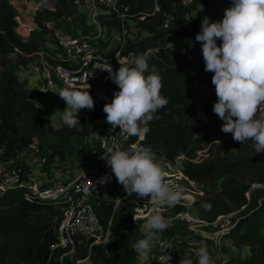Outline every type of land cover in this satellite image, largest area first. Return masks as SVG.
Instances as JSON below:
<instances>
[{
    "label": "trees",
    "instance_id": "1",
    "mask_svg": "<svg viewBox=\"0 0 264 264\" xmlns=\"http://www.w3.org/2000/svg\"><path fill=\"white\" fill-rule=\"evenodd\" d=\"M218 2L117 0L120 12L104 7L98 12L97 21L101 27L118 33L124 27L130 32L138 29L136 39L127 41L125 56L156 51L148 53L147 62L150 68L155 65L162 76L161 93L169 103L158 110L157 115L162 118L150 123V131L140 146H150L157 157L163 156L172 164L179 161L178 167L197 182L204 194L195 203L197 218L213 223L221 216L233 214L234 225L225 235L240 254L227 264H264V160L256 153L252 140L242 144L234 141L231 133L221 131L222 121L213 112L217 102L211 83L213 73L204 71L201 44L195 40L201 29L197 13L202 12L198 16L203 17ZM77 6L75 0H50L39 3L34 15L24 18L17 14V0H0V151L8 158L30 149L36 137L42 140L40 147L46 146V123L54 111L41 106L20 70L29 67L31 56L36 54L52 66L76 69L78 65L58 58L60 51L49 37L47 25L55 23L60 28L58 21H77L71 15V9ZM123 8L129 9L125 18L121 14ZM168 16L171 22L165 29ZM180 35L188 39L194 55L180 56L167 48L168 40ZM220 43L218 40V46ZM114 54L115 50L107 49L103 57L113 62ZM116 91L119 89L115 84L112 92ZM105 129L106 125L103 133ZM89 134L85 125H63L52 143L50 158L77 154L68 142L77 135ZM138 141L132 136L129 142ZM16 167L27 179V167ZM25 193V188L17 186L0 195V264H51V248L56 243L62 212L48 200H27ZM141 238L140 230L127 229L113 242H101L89 250L77 241L63 264H153L151 257L141 259L134 251L133 245ZM245 249L249 254L244 258L241 255Z\"/></svg>",
    "mask_w": 264,
    "mask_h": 264
},
{
    "label": "clouds",
    "instance_id": "2",
    "mask_svg": "<svg viewBox=\"0 0 264 264\" xmlns=\"http://www.w3.org/2000/svg\"><path fill=\"white\" fill-rule=\"evenodd\" d=\"M195 40L201 44L204 71L213 73L211 83L217 97L213 112L222 121L221 131L231 133L234 141L242 144L252 140L256 153L264 152V116L257 118L258 110L264 109V0H231L222 20L211 22L207 16L202 19ZM147 59V53L117 58L118 70H113L109 63L96 67L108 72V79L119 89L112 102L104 105L107 124L140 141L150 131V123L162 118L157 115L158 110L169 103L161 93L162 76L155 65L149 67ZM89 88L88 84L87 91L70 87L58 93L66 103L61 111L65 126L82 127L80 111L94 110ZM111 139L113 146L107 148L101 159L106 160V166L129 196L135 193L137 198L150 197L153 205L146 216L143 212L133 216L136 223L144 220L139 224L142 238L133 248L146 257L159 234L171 226V220L163 213L181 202L182 189L166 179L167 172L150 146L132 144L122 150L116 138ZM110 179L102 177L99 183L106 184ZM196 256L197 264H227L222 254L213 257L206 246L200 247Z\"/></svg>",
    "mask_w": 264,
    "mask_h": 264
},
{
    "label": "built area",
    "instance_id": "3",
    "mask_svg": "<svg viewBox=\"0 0 264 264\" xmlns=\"http://www.w3.org/2000/svg\"><path fill=\"white\" fill-rule=\"evenodd\" d=\"M46 0H40L42 4ZM93 6H104L108 9L119 13L121 8L118 7L117 0H89ZM188 1V0H184ZM76 4L80 3V0H75ZM231 6V0H223L220 4L219 12L223 14L227 8ZM155 11H160L158 5L155 7ZM97 7L93 12V18L98 24ZM129 9L123 8L121 14L125 18L128 14ZM17 14L19 17L23 13L18 10ZM142 17L141 19H143ZM171 17L164 22V28H169ZM49 30V37L54 41L57 48L59 49L58 58L64 59L67 63L72 65H78L76 69H70L62 65L52 66L42 58L41 66L34 65L31 67V71L37 76L38 89L35 93L37 100L41 106L46 107V102L52 103V108L62 110L64 104L63 100L59 97L56 92L57 84L60 83L67 88L84 89L88 88L94 100V109L99 111L106 120V113L103 111L104 105L111 103L114 98L112 92L114 83L111 79H108L109 73L96 69L98 65H111L113 70H118L120 65L117 58H130L134 56L133 53L124 55V46L126 42H123L120 47L111 48L115 50L114 61L109 62L103 57L99 40L102 38L101 33L96 35H85L81 32H70L68 30L57 28L55 24L47 25ZM138 29L132 28V32L128 28H123L120 33L121 38L135 40V33ZM131 37V38H130ZM171 43V44H170ZM167 48L180 56H191L195 54L194 48L189 44L188 39L184 35L173 36L167 42ZM155 53L156 51H148V53ZM92 74V75H91ZM264 116V109H261L257 113V118ZM104 135L107 140L106 147L102 152L99 163L91 168L81 169L79 172L73 175V177L67 181L55 180L47 187H42L38 181H28L23 178L21 169L13 167L7 172L1 171L0 169V195L8 191L12 187H22L26 189L25 198L27 200L38 199L48 200L54 207L58 208L62 212V218L57 228L56 243L51 248V257L59 253L61 260L64 259L69 253H71L77 243L81 239H90L96 236L100 228V220L95 212L92 198L99 195L104 191L110 184L116 183L122 186L116 180L113 175L111 168L106 166V160L101 159L108 147L113 146V140L116 138V142L119 144L122 150L127 149L132 145L129 141L132 136H128L126 133L121 132L119 127L112 128L106 122V129ZM140 140L134 144L140 145ZM201 158L202 153L199 154ZM207 156V155H205ZM197 159V160H198ZM111 177L110 182L106 184L99 183L102 177ZM167 180L171 181L182 189L183 199L181 202L174 206L168 207L164 211L163 215L169 218L170 213H175L176 218L186 220L190 223V229L196 225L199 227L208 226H221L222 233H228L233 226L224 228L223 222L227 219H231L233 214L219 217L215 222L208 223L204 220L197 218L194 215L195 203L198 200L199 189L196 181L192 180L186 173L179 167L174 168L172 171L167 173ZM123 187V186H122ZM200 195H203L201 192ZM128 197L135 198L132 194ZM122 200H120L121 202ZM153 205L150 203V197L137 198L133 204L132 209V223L133 226L139 228V224L144 222L143 219L137 220V223L133 221V216H139L140 212H143L145 216L151 210ZM243 207L242 209H244ZM203 239H212V233L198 230ZM107 242V241H106ZM150 253L153 254V264H180V261L190 260L192 264H197L198 260L192 256L183 255L178 249L173 246L162 245L161 248L154 242L151 247ZM240 254V253H239ZM249 254L248 250L245 249L241 257H247ZM82 261H79L81 263Z\"/></svg>",
    "mask_w": 264,
    "mask_h": 264
},
{
    "label": "rangeland",
    "instance_id": "4",
    "mask_svg": "<svg viewBox=\"0 0 264 264\" xmlns=\"http://www.w3.org/2000/svg\"><path fill=\"white\" fill-rule=\"evenodd\" d=\"M20 2H17V5L19 6V9L23 15L21 17L29 16L31 13H34L36 11V7L39 4L40 0H20ZM223 0H219L217 6L215 9H213L211 12L203 15V17L198 16L202 12H198L197 19L202 22V19L207 16L210 18L211 22L220 21L223 19V14H220L218 9H220V4ZM50 0H46L42 4L49 3ZM76 9H71L72 11V17L77 18L78 20L75 22H67V21H58L56 22V25H61L60 28L67 29L68 26L71 24L74 25L75 29H80L81 33L85 35H96L97 33H101L102 38L99 40V45L101 46V51L104 53L106 49L119 47L123 42H126L123 51L127 48L128 44L127 41L129 38L126 39L121 38L120 33L110 30L106 27H101L99 23L95 21L93 18V12L95 11V7H97L98 10L104 9V6H93V4L90 3L89 0H80V3L78 4ZM71 19V18H70ZM55 24V23H54ZM131 38V37H130ZM110 46V47H109ZM43 56L40 54L32 55L31 56V62L29 67L25 68L22 67L20 70V73L26 74V72L31 73L36 78L37 76L31 71L30 67H33L34 65L41 66ZM67 87H64L62 84L58 83L56 87V92L59 93L62 89H65ZM81 91H87L88 88L84 89H78ZM90 93V91H89ZM91 95V94H90ZM48 105L46 107L52 109L54 111L53 117L46 123L47 132L44 135L45 139V147H40V143H42V140L40 137H36L34 140V145H32L34 148L32 149L33 152H31L33 159H39L41 162H43V167L45 169V172H49L51 170V167L53 165V159H51V146L52 143H54L58 139V135L60 132V129L64 125L62 123V112L66 108V103L63 100V108L62 110H57L55 108H52V103L46 102ZM79 121L81 126L85 125L86 129L91 133L86 137H81L79 135L75 136L74 138L70 139L68 142V145L72 148H74L78 153L75 155H68L64 159H60V157H56L58 160V163L65 164L63 171V176L65 177L62 181H67L68 179H71L73 177L72 169L70 168L72 165H74L78 168L81 166L89 165L93 163L94 161L97 162V158L101 156L102 152L104 151L107 140L103 133V127L106 125L105 117L96 109L94 110H88V109H82L79 113ZM37 150V151H36ZM16 155V154H14ZM261 158L264 160V152L260 153ZM158 161L165 165L166 161L164 160L163 156L157 157ZM179 163V161H178ZM72 164V165H70ZM28 171V169H26ZM26 171V173H27ZM39 180V179H38ZM116 192L123 198L122 202H118V199L116 198V202H105L103 205L105 206L104 209H101L102 211L99 213L97 209L95 208V204L93 200L95 198H98L99 196L96 195L92 198V203L94 205V209L96 214L99 217L100 220V228L96 234L95 237L90 239H81L78 241V243L83 244L84 247L88 249L89 245L96 240H107L109 243L113 242L119 235L120 232H124L127 229L138 231L139 228H136L133 226L132 223V201L127 196V193L124 191V188L120 185L117 186ZM135 194V193H133ZM125 195V196H124ZM124 196V197H123ZM203 196V195H202ZM120 197V198H121ZM107 204V205H106ZM173 213L169 214V219L174 217L172 216ZM173 222V221H171ZM233 221L231 219H227L223 222V226L225 229H227L230 226H233ZM190 223H188L186 220H178L176 223H172L171 227L163 231L165 234H170L171 236H174L175 234H180L183 237H192L197 243L199 241H208L207 244H212L214 246V241L212 240H206L203 239L196 231L201 230L204 232H207L209 234L213 233L214 231L221 230V226H208V227H199L195 226L194 228L190 229ZM169 236V235H168ZM225 236L219 234L217 235V238L215 239H221L223 240ZM212 254V253H211ZM193 258L198 260L195 255H192ZM51 264H60L55 263L54 261L51 262Z\"/></svg>",
    "mask_w": 264,
    "mask_h": 264
},
{
    "label": "crops",
    "instance_id": "5",
    "mask_svg": "<svg viewBox=\"0 0 264 264\" xmlns=\"http://www.w3.org/2000/svg\"><path fill=\"white\" fill-rule=\"evenodd\" d=\"M17 2L21 3L20 0H17ZM98 11H100V10H98ZM34 13H31L29 16H33ZM67 30L70 32H73V33H75L74 31L81 32L80 29H75L74 25H72V24L67 27ZM109 49H111V48H109ZM20 76L28 82L30 91L35 94L37 92V89H38V85H37L38 79L34 75H32L31 73H28V72H26V74L20 73ZM31 147H32V149L34 148L33 146H31ZM31 147H30V149L22 151L20 153H17L16 155H14L10 158L6 157L3 154V150H1L0 151V169H1V171L7 172L11 168L16 167L19 164L24 165L25 168L27 167V169H28L26 180L38 181L42 187L49 186L55 180H64L65 179V177L63 176V171H62V169H64V166H66L65 164H62V163L59 164L58 160L54 159L51 170L49 172H45V169L43 167L44 163L41 162L39 159H33V157H32L33 154H31V152H33V151L31 149ZM99 159H100V156L96 159L97 162L94 161L93 163H91L89 165L81 166L80 168L76 167L75 165L73 167V165L70 164V165H72L70 168L72 169L73 175L76 174L77 172H79V170H81V169L91 168V167L95 166L96 164L99 163ZM164 160L166 161L165 158H164ZM176 167H178V162L176 164H172V163L166 161V163L164 165V169L167 173H169L170 171H172ZM117 186H118V184H116V183L110 184L104 191H102L101 194L98 195L99 196L98 198H95L93 200V202L95 204V208L97 209V211H99V213L102 211L101 209L105 208L103 203H105V202H116V198L118 197V194L116 192ZM200 193H201V191L199 190L198 199L202 196V195H200ZM134 195L137 197L136 194H134ZM119 196L121 197V195H119ZM120 197H119V199L117 198L118 202H120V200L123 201V198L122 197L120 198ZM136 197L135 198L129 197L130 200L132 201V206L136 201ZM172 216H175V213H173ZM170 220L173 221V222H171V225H172V223H176L178 220H181V219L176 218V217H172V218H170ZM219 234H221L222 236L223 235L225 236L223 238V240H221L220 238L215 239V238H217V235H219ZM212 236H213L212 239H208V240H210V242L212 240H215L214 246L212 244H207L208 241H199V243H197L198 241H196L192 237H190V238L183 237L180 234H175L174 236H171L170 234H165L163 232L161 234H159V238L155 241V243L158 245L159 248H161L162 245L173 246L176 249H178L181 253H183V255H186V256H192L194 254L195 257H197L196 251L202 246H206L209 250L210 255H212L213 257H215V255L217 253L222 254V259L226 260L227 262L230 259L236 258L239 256V253H240L239 250L236 249L232 245L231 240L226 237L225 233H222L220 230H217V231H214L212 233ZM106 241L107 240H103V241L96 240L95 242H93L89 245L88 249L86 247H84L83 244H81V243H79V244L82 245V247L85 248V250H89L93 245L99 244L101 242H106ZM147 256L152 258L153 254L149 252ZM146 257L140 255L141 259H144ZM52 261H54L55 263L63 264V260H61L59 253L54 255Z\"/></svg>",
    "mask_w": 264,
    "mask_h": 264
}]
</instances>
